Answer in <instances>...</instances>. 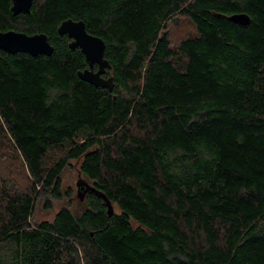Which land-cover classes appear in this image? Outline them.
<instances>
[{
  "label": "trees",
  "instance_id": "trees-1",
  "mask_svg": "<svg viewBox=\"0 0 264 264\" xmlns=\"http://www.w3.org/2000/svg\"><path fill=\"white\" fill-rule=\"evenodd\" d=\"M68 18L104 41L111 92L77 76ZM0 30L54 47L0 49V145L27 178L0 176V264H264V0H0ZM72 161L111 215L90 190L72 208Z\"/></svg>",
  "mask_w": 264,
  "mask_h": 264
},
{
  "label": "water",
  "instance_id": "water-1",
  "mask_svg": "<svg viewBox=\"0 0 264 264\" xmlns=\"http://www.w3.org/2000/svg\"><path fill=\"white\" fill-rule=\"evenodd\" d=\"M31 4L32 0H12L10 9L13 15L21 12L28 13ZM228 19L241 26H246L250 22V17L246 13H234L229 15ZM57 33L60 36L66 35L71 39L69 47L71 49L79 47L85 57L88 67L77 71L79 79L95 87L106 88L111 92L114 86L113 78L112 76H103L106 73V69L110 68L108 60L104 57V41L100 37L89 33L83 20H74L72 18L63 20L57 27ZM0 49L10 54L21 52L31 56H50L54 51V47L45 33L27 34L16 30H0ZM94 65H96V69H94ZM76 186L77 196L81 200L87 191H94L106 202L108 214L111 215L113 213V206L108 198L93 188L83 178H78Z\"/></svg>",
  "mask_w": 264,
  "mask_h": 264
},
{
  "label": "rangeland",
  "instance_id": "rangeland-1",
  "mask_svg": "<svg viewBox=\"0 0 264 264\" xmlns=\"http://www.w3.org/2000/svg\"><path fill=\"white\" fill-rule=\"evenodd\" d=\"M195 31L194 25L185 17L179 18L175 23L168 24V36L171 43H177L182 38L192 35ZM0 176L12 177L21 186L26 184V174L25 170L19 160L18 156L9 152V149L5 146L0 145ZM79 178L78 172L76 170V163L72 161L70 166L67 167L63 174V184L64 188L71 187V206L73 209L80 208L79 200L76 193V182ZM82 178V177H81ZM85 178V177H84ZM66 199L53 200L52 209H46L43 201H39L34 210V219H47L52 220L56 211L67 205Z\"/></svg>",
  "mask_w": 264,
  "mask_h": 264
},
{
  "label": "flooded vegetation",
  "instance_id": "flooded-vegetation-1",
  "mask_svg": "<svg viewBox=\"0 0 264 264\" xmlns=\"http://www.w3.org/2000/svg\"><path fill=\"white\" fill-rule=\"evenodd\" d=\"M35 0H32V4H33V2H34ZM32 4H31V6H32ZM11 5H12V0H10V7H11ZM31 9V8H30ZM11 10V9H10ZM22 13V12H21ZM18 14H20V13H18ZM18 14H16V15H18ZM73 19V18H72ZM74 20H81V19H74ZM58 27V26H57ZM60 36V35H59ZM66 38H67V43H68V46H69V43H70V41H71V39H69L66 35H64ZM70 48V47H69ZM76 48H78V49H80L79 47H75L74 49H76ZM74 49H72V50H74ZM88 66V65H87ZM94 69H96V65H94ZM104 77H105V74L103 75Z\"/></svg>",
  "mask_w": 264,
  "mask_h": 264
}]
</instances>
